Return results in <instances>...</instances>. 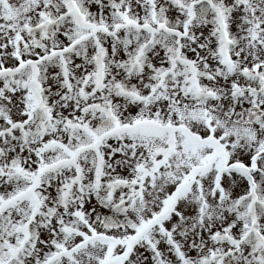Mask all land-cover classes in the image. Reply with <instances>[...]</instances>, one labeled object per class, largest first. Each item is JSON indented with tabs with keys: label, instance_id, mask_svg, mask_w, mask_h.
<instances>
[{
	"label": "snow or ice",
	"instance_id": "obj_1",
	"mask_svg": "<svg viewBox=\"0 0 264 264\" xmlns=\"http://www.w3.org/2000/svg\"><path fill=\"white\" fill-rule=\"evenodd\" d=\"M0 264H264V0H0Z\"/></svg>",
	"mask_w": 264,
	"mask_h": 264
}]
</instances>
